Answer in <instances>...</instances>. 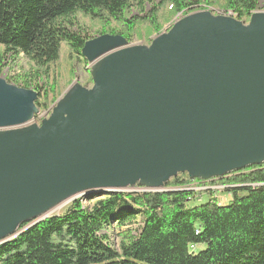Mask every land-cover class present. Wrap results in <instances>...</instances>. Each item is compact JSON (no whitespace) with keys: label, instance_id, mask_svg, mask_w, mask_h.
Wrapping results in <instances>:
<instances>
[{"label":"water","instance_id":"obj_1","mask_svg":"<svg viewBox=\"0 0 264 264\" xmlns=\"http://www.w3.org/2000/svg\"><path fill=\"white\" fill-rule=\"evenodd\" d=\"M81 54L92 87L76 80L41 124L40 92L0 77V245L89 194L263 165L264 11L197 10L150 45L107 33Z\"/></svg>","mask_w":264,"mask_h":264},{"label":"trees","instance_id":"obj_2","mask_svg":"<svg viewBox=\"0 0 264 264\" xmlns=\"http://www.w3.org/2000/svg\"><path fill=\"white\" fill-rule=\"evenodd\" d=\"M217 1L0 0V77L9 58L24 54L34 69L5 79L41 94L43 87L31 80L50 78L63 45L74 62L84 58L86 41L95 38L80 23L81 15L101 23L99 35L120 34L131 41L141 25L161 33L160 16L167 6L178 17L211 9ZM259 3L224 0L223 7L239 20H250ZM194 182L179 174L166 191L89 194L90 207L77 199L63 214L1 244L0 264H264V163L207 183L227 186L233 195L228 204L211 198L190 206ZM114 225L121 230L119 247L111 245L106 232Z\"/></svg>","mask_w":264,"mask_h":264},{"label":"rangeland","instance_id":"obj_3","mask_svg":"<svg viewBox=\"0 0 264 264\" xmlns=\"http://www.w3.org/2000/svg\"><path fill=\"white\" fill-rule=\"evenodd\" d=\"M224 0H218L216 4L211 8L216 14L225 13V9L223 7ZM171 7L167 6L163 9L160 21L162 24V32L171 27L174 21L181 17L182 15L175 17L170 14ZM258 11H264V0H260ZM237 18V17H236ZM80 23L87 29V33L92 37L99 36V32L102 29V25L98 21H93L88 17L81 15L79 17ZM241 20L249 21L246 17ZM160 34V33H159ZM154 33L148 25H141L136 30L132 40L130 41L132 44H143L150 45L152 40L159 35ZM3 50V47L0 46V52ZM69 48L67 44H64L62 47V53L60 60L51 65V74L50 78L46 79L45 77H40L38 79H32L31 83L33 86L39 85L43 87L41 94L39 96L38 108L39 113L37 115L38 122L43 120V118H47L53 111L58 100H60L72 87L76 80L79 81L80 84L87 87H92L93 82L90 79V64L82 58L80 60H75L74 62L69 58ZM8 64L4 68L3 77H23L25 74L29 73L32 69H34L33 64L29 61V59L21 54L17 58H9L7 60ZM72 67L74 69V73L72 71ZM55 82V86H54ZM54 89V90H53ZM45 90L49 91L48 98H46ZM173 178L170 179V181ZM206 186V188H205ZM196 183L191 188H193L196 192V196L189 202L190 206H194L196 204L207 202L211 198H215L218 200L220 204H228L232 200V193L227 191V186L224 185H205ZM190 188V187H189ZM150 190V188L144 186H136V188H129L125 193L129 192H146ZM84 206L90 207L93 204V200L88 198L87 196L81 197ZM74 202V201H73ZM73 202H70L63 206L60 210L56 211V213L63 214ZM142 217L140 216V221ZM109 234V240L113 247H119V242L121 239V230L119 226L114 225L113 228H109L106 230Z\"/></svg>","mask_w":264,"mask_h":264},{"label":"built area","instance_id":"obj_4","mask_svg":"<svg viewBox=\"0 0 264 264\" xmlns=\"http://www.w3.org/2000/svg\"><path fill=\"white\" fill-rule=\"evenodd\" d=\"M223 14H226V12L225 13H223ZM43 119H45V118H43ZM213 180H215V179H210L209 181H206V182H194L193 184H192V186L194 185V184H196V183H199V184H203V186H205L207 183H210V181H213ZM191 188V187H190ZM205 188H206V186H205ZM191 189H193V188H191ZM194 190V189H193Z\"/></svg>","mask_w":264,"mask_h":264},{"label":"bare ground","instance_id":"obj_5","mask_svg":"<svg viewBox=\"0 0 264 264\" xmlns=\"http://www.w3.org/2000/svg\"><path fill=\"white\" fill-rule=\"evenodd\" d=\"M226 14L232 15L231 12H230V13H226ZM34 122H35V123H38V124H41L42 119H41V121L38 122L37 117H36L35 120H34ZM133 188H136V187H133ZM61 208H62V207H61ZM61 208L59 207V208H57L55 211H58V210H60Z\"/></svg>","mask_w":264,"mask_h":264},{"label":"flooded vegetation","instance_id":"obj_6","mask_svg":"<svg viewBox=\"0 0 264 264\" xmlns=\"http://www.w3.org/2000/svg\"><path fill=\"white\" fill-rule=\"evenodd\" d=\"M195 182H206V181H209V180H203V179H194Z\"/></svg>","mask_w":264,"mask_h":264}]
</instances>
